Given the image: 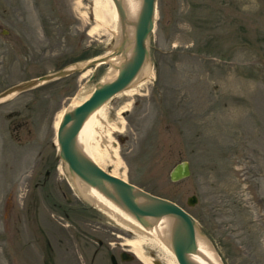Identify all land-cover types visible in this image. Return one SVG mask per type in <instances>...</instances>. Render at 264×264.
Segmentation results:
<instances>
[{"label":"rangeland","instance_id":"374dc122","mask_svg":"<svg viewBox=\"0 0 264 264\" xmlns=\"http://www.w3.org/2000/svg\"><path fill=\"white\" fill-rule=\"evenodd\" d=\"M94 2L0 0V30H8L0 33V93L107 54L117 39L113 23L97 26ZM156 3L151 78L105 102L113 121L129 102L124 130L112 135L118 171L194 216L223 264H264V0ZM98 69L91 81L94 70L86 78L80 70L0 102V264H87L88 222L91 233L104 227L124 244L131 238L100 210L91 218L75 210L87 200L54 144L56 115L85 100L110 67ZM180 161L191 173L171 181ZM71 202L70 217L61 214Z\"/></svg>","mask_w":264,"mask_h":264},{"label":"water","instance_id":"95a60500","mask_svg":"<svg viewBox=\"0 0 264 264\" xmlns=\"http://www.w3.org/2000/svg\"><path fill=\"white\" fill-rule=\"evenodd\" d=\"M112 1L118 15V20L121 23L122 38L117 45L114 44L110 49L112 52L109 56L101 57L99 55L93 57L86 62V66L83 68L72 65L61 68L53 73L22 81L3 90L0 93V97L9 94L15 95L33 89L46 82L69 76L83 69L86 70V68L94 69L93 74L89 78V81H91L94 79L97 67L108 62L110 58L123 54L126 51L127 44L132 39L134 44L133 56L118 72L117 76L111 81L97 84L85 100L72 108L71 111L67 110L62 115L55 132L58 158L66 164L70 175L72 172L90 186L97 188L104 197L116 202L118 206L124 208L137 220L142 222L148 217L160 218L163 216L175 218L177 222L170 238L173 253L179 264H193L189 261L187 255L195 252L196 234L199 233L207 237L194 216L174 201L138 188V186L128 180L112 176L109 172L102 170L86 155L79 152L75 144L76 135L87 115L115 94L126 89L141 69L144 61L150 60L148 37L155 25L156 0H142L133 38H130L127 32V15L122 0ZM0 33L6 35L8 34V30L2 28ZM122 139L121 137L120 140ZM190 173L191 169L188 161H180L170 170L169 178L171 181L176 182L188 177ZM196 200V196L191 195L187 199V204L193 206ZM87 202L90 201L87 200ZM207 239L209 240L208 237Z\"/></svg>","mask_w":264,"mask_h":264},{"label":"bare ground","instance_id":"6f19581e","mask_svg":"<svg viewBox=\"0 0 264 264\" xmlns=\"http://www.w3.org/2000/svg\"><path fill=\"white\" fill-rule=\"evenodd\" d=\"M122 2L127 15V32L129 33V37L133 38L142 0H122ZM94 3V16L97 21V26L104 27L106 25H112L113 23L112 26L117 39L115 45H117L122 38V34L121 23L118 20L113 1L95 0ZM133 49L134 44L131 39V42L127 44L126 51L123 54L114 56L106 62V64H109L110 69L101 83L111 81L117 76L118 72L131 60ZM111 52L110 50L104 56H109ZM73 66L83 68L86 66V63H75ZM98 67L95 70V75L96 73L98 74ZM92 70L94 69H83L81 73L82 78L88 77ZM150 78L151 64L148 60H145L137 75L129 83L128 87L121 91V94L132 96L138 93L140 87ZM9 97H12V94L0 97V102ZM80 103L81 102H75L74 106L71 107L69 111ZM128 107L129 102H126L123 106L118 108L116 111V120L113 121L109 118L110 111L106 107V104H102L87 115L75 138V144L79 152L86 155V157L91 159L102 170L109 172L112 176L120 177L123 180H126L124 173L118 171L121 168L123 169V163L118 154L117 141L112 135L115 132L120 133L124 130V121L121 114L127 110ZM66 111L67 110H62L56 115L54 121L55 132L61 121L62 115ZM54 144L57 147L56 137ZM105 166H112V168L107 169ZM70 176L75 187L86 200L92 202L103 214L133 235V238L127 241V245L135 252L142 263L154 264L152 258L145 253L146 248H150L158 253V258L164 262V264H179L170 244L171 233L177 222L175 218L171 216H163L160 218L148 217L141 222L124 208L118 206L116 202L104 197L97 188L90 186L74 173L71 172ZM195 241V252H191L187 255L189 261L193 264H223L217 251L207 237L197 233Z\"/></svg>","mask_w":264,"mask_h":264},{"label":"flooded vegetation","instance_id":"af4514ba","mask_svg":"<svg viewBox=\"0 0 264 264\" xmlns=\"http://www.w3.org/2000/svg\"><path fill=\"white\" fill-rule=\"evenodd\" d=\"M74 203L75 202H71L72 206H70L68 203L67 204L64 203L63 206L59 205L61 208H65L64 210L59 208L62 211L61 214L70 217V211L74 210L73 209L75 205ZM78 208L79 210H77ZM75 210L78 211L81 215H84V218H91L92 214L89 213L90 211H92L94 214H96L97 210L99 211V209L91 202H87L86 204L76 205ZM87 212L89 214H86ZM92 225H95V223L88 222L85 224L84 227L85 238L83 239L84 243L82 244L84 245L85 248L92 247V249H90L91 250L90 258L87 264H144L136 256L135 252L127 245V243L124 244L122 241L119 240V235H116L113 231H111L112 236L106 235L104 233V227L101 228L103 229V231L96 230L94 233H91V229H95L91 227ZM96 226H100V225H96ZM127 234L130 235L131 233L130 234L127 233ZM132 238L133 235L131 234V238H126V239L128 241L129 239ZM83 252L85 254L84 250ZM145 253L152 258V262L154 264H164V262H162L158 258V253L156 251L150 248H146Z\"/></svg>","mask_w":264,"mask_h":264},{"label":"trees","instance_id":"16d2710c","mask_svg":"<svg viewBox=\"0 0 264 264\" xmlns=\"http://www.w3.org/2000/svg\"><path fill=\"white\" fill-rule=\"evenodd\" d=\"M89 57H90V56H89ZM86 58H88V56H87ZM60 79H64V78H60ZM60 79H58V81H59ZM43 86H45V84H43ZM43 86H42V85H41V86H38V88L43 87Z\"/></svg>","mask_w":264,"mask_h":264}]
</instances>
